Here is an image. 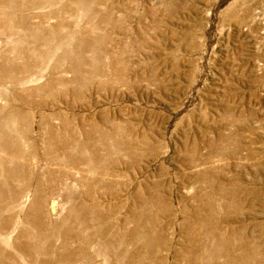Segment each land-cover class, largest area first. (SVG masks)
I'll list each match as a JSON object with an SVG mask.
<instances>
[{"label": "rangeland", "instance_id": "1", "mask_svg": "<svg viewBox=\"0 0 264 264\" xmlns=\"http://www.w3.org/2000/svg\"><path fill=\"white\" fill-rule=\"evenodd\" d=\"M0 264H264V0H0Z\"/></svg>", "mask_w": 264, "mask_h": 264}, {"label": "bare ground", "instance_id": "2", "mask_svg": "<svg viewBox=\"0 0 264 264\" xmlns=\"http://www.w3.org/2000/svg\"><path fill=\"white\" fill-rule=\"evenodd\" d=\"M53 136V135H52ZM51 136V137H52ZM57 140V139H56ZM13 141V140H12ZM65 142V141H64ZM52 147V146H51ZM10 148V147H9ZM5 150V149H4ZM50 150V149H49ZM78 157V156H77ZM76 159V158H75ZM83 159V158H82ZM76 167V165H75ZM78 182V181H77ZM45 200V199H44ZM50 209L53 213L57 212L56 208H57V199L56 198H52V200L50 201ZM95 232V231H94Z\"/></svg>", "mask_w": 264, "mask_h": 264}]
</instances>
